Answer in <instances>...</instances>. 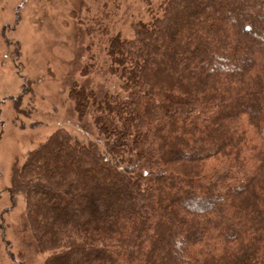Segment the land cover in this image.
<instances>
[{"label": "trees", "instance_id": "16d2710c", "mask_svg": "<svg viewBox=\"0 0 264 264\" xmlns=\"http://www.w3.org/2000/svg\"><path fill=\"white\" fill-rule=\"evenodd\" d=\"M144 1L107 35L117 89L68 91L94 137L13 166L17 264H264V0Z\"/></svg>", "mask_w": 264, "mask_h": 264}, {"label": "rangeland", "instance_id": "374dc122", "mask_svg": "<svg viewBox=\"0 0 264 264\" xmlns=\"http://www.w3.org/2000/svg\"><path fill=\"white\" fill-rule=\"evenodd\" d=\"M145 10L144 0H0V264H17L22 246L24 201L18 196L12 206L7 192L13 166L58 128L83 141L94 137L68 91L74 82L117 89L105 70L107 35L129 38L130 21ZM46 255L25 264H42Z\"/></svg>", "mask_w": 264, "mask_h": 264}]
</instances>
